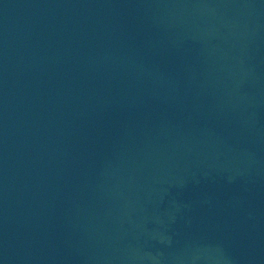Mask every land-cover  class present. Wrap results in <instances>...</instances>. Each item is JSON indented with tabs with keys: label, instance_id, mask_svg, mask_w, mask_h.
Segmentation results:
<instances>
[{
	"label": "water",
	"instance_id": "obj_1",
	"mask_svg": "<svg viewBox=\"0 0 264 264\" xmlns=\"http://www.w3.org/2000/svg\"><path fill=\"white\" fill-rule=\"evenodd\" d=\"M0 264H264V0H0Z\"/></svg>",
	"mask_w": 264,
	"mask_h": 264
}]
</instances>
